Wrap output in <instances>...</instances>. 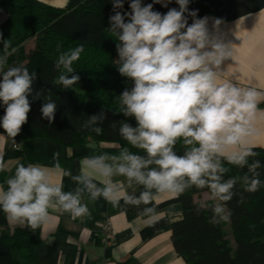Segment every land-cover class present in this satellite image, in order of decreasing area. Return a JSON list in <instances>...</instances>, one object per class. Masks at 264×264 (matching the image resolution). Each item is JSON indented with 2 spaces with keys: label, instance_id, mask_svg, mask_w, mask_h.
Wrapping results in <instances>:
<instances>
[{
  "label": "clouds",
  "instance_id": "9594fccd",
  "mask_svg": "<svg viewBox=\"0 0 264 264\" xmlns=\"http://www.w3.org/2000/svg\"><path fill=\"white\" fill-rule=\"evenodd\" d=\"M124 2L113 0V8L123 9ZM175 2L179 9L169 8L161 13L153 10L160 0L148 4L129 0L130 11H116L109 17V31L120 42L116 45L118 71L134 81L131 91L121 94V103L126 106L124 114L134 117L137 126L123 124L120 135L132 146L143 149L148 158L126 149L119 157H111L112 164L106 163L107 156L86 157L81 162V176L74 179L84 184L93 199L103 196L114 207L121 198L135 205L152 203L155 199L152 189L159 194L176 193L178 196L191 185L207 187L213 198L231 201L237 178L221 182L226 171L221 158L243 168L249 156L257 155L246 138L251 134L260 93L254 89L243 90L220 79L213 66L220 65L222 59L232 53L220 43L210 44L207 17L188 24L185 12L189 11V0ZM162 6L167 7V3ZM197 11L192 10L189 15L195 18ZM0 40L4 41L5 51V55L0 56V107L4 108L0 128L15 144V137L28 122L29 96L37 74H30L21 66L6 68L11 45L2 34ZM83 51V45H79L60 53L55 67L63 66L65 73H72L73 63L80 59ZM79 79L78 75L61 74L58 83L69 88ZM55 110L56 104L48 102L41 108L42 116L51 123ZM96 120V116L91 117L92 123ZM94 131L100 134L102 130L95 128ZM180 138L185 145L199 146L191 147L182 156L177 155L173 148ZM58 155L54 153L53 158ZM152 164L157 167L150 168ZM260 166L259 161L249 165L253 176L251 179L243 177L245 192L254 193L264 186L257 178L256 169ZM55 167L59 169V163ZM4 170L0 158V172ZM113 175L124 176L129 182L135 180L147 191L139 198L127 196L113 183ZM97 177L103 178V188H97L92 182ZM5 183L7 190L0 186V209L10 223L26 224L33 230L40 227L47 221L53 198L74 219L90 214L87 206L80 203V190L73 194L62 191V184L54 186L46 166L21 163ZM213 211V224L230 221L231 212L224 214L222 205H216ZM146 212L152 213L154 209H146ZM151 223H155V217H150L149 226Z\"/></svg>",
  "mask_w": 264,
  "mask_h": 264
},
{
  "label": "trees",
  "instance_id": "16d2710c",
  "mask_svg": "<svg viewBox=\"0 0 264 264\" xmlns=\"http://www.w3.org/2000/svg\"><path fill=\"white\" fill-rule=\"evenodd\" d=\"M4 3L7 16L0 22V34L11 45L5 67H26L30 74H37L29 96L31 111L28 122L15 138L45 137L64 145L91 139L96 143H109L97 149L100 155L109 157L108 161L112 160L111 157H119L125 149L147 159L143 149L132 146L120 135L123 124L137 126L134 117L124 114L126 106L121 103V94L125 90L131 91L134 81L118 71L120 61L116 45L120 42L109 31L110 16L92 0H68L62 7L41 0H4ZM28 39L33 40L32 46L25 45ZM3 43L0 40V56L5 55ZM79 45H83L84 51L73 63L72 73H65L63 66L55 67L60 53ZM61 74L69 77L78 75L80 79L72 87L64 88L58 83ZM48 102L56 104L51 123L41 112L42 106ZM261 104L264 105V101ZM3 115L4 108L0 107V117ZM92 116L97 117L95 123L91 122ZM95 128H100L101 133L97 134ZM0 132L4 133V130L0 128ZM193 146L199 145H185L180 138L173 151L182 156ZM251 147L257 155L249 156L243 168L228 164L223 158L220 160L226 169L221 182L237 178L231 201L217 198L218 203L208 200L201 204L194 199V194L210 190L191 185L175 198L161 202L153 200L149 204L141 202L135 205L122 198L117 209L124 210L129 218L136 214L144 217L169 201L178 202L182 217L173 221L169 229L172 246L186 264H264V186L248 193L244 191L243 180L245 176L252 178L249 165L259 161L261 166L256 169L259 173L257 178L264 183V148ZM149 167L157 166L152 164ZM0 182L7 190L3 173H0ZM132 184L127 196L139 198L142 192L147 191L135 180ZM151 192L157 194L155 189ZM218 204L224 207L226 214L231 212L228 223L233 247L223 232V221L218 224L211 222L215 216L213 209ZM149 208L154 212H146ZM215 218L219 220V217ZM40 241L38 233L24 227L9 229L6 214L0 209V264H20L12 254L11 246L22 249L25 257L32 259L33 249Z\"/></svg>",
  "mask_w": 264,
  "mask_h": 264
},
{
  "label": "crops",
  "instance_id": "0c3cea01",
  "mask_svg": "<svg viewBox=\"0 0 264 264\" xmlns=\"http://www.w3.org/2000/svg\"><path fill=\"white\" fill-rule=\"evenodd\" d=\"M41 1L62 7L68 0ZM92 1L109 16L116 11H130L129 0H125L123 9H114L113 0ZM148 3H152V0H142V4ZM165 3L167 7L162 6ZM169 8L179 9V6L175 0L171 3L160 0L153 10L166 13ZM188 10L185 16L189 25L194 19L207 17L206 28L210 44L220 43L226 51L232 53L222 59L220 65L213 66V71L222 81H228L243 90L254 89L260 93L257 111L250 127L251 134L246 140L250 147L264 148V105L261 104L264 101V0H189ZM192 10H198L195 18L189 15ZM6 16V5L4 0H0V22ZM15 142H19L18 150L13 148L12 138L0 132V158L5 168L0 173H3L5 181L21 163L25 166H46L54 186L62 184V191L73 194L80 190V203L86 205L90 213L74 219L53 198L47 221L34 230L26 224L21 226L10 223L7 219L9 229L24 227L38 233L41 239L33 249V258H26L24 253L19 258L20 264H96L102 253L109 256V264H186L172 246L169 229L173 221L182 217L178 202L169 201L150 215L143 217L136 214L129 218L124 210L117 209V206L114 207L103 196L93 199L84 184L74 179L82 174V160L102 156L97 152L98 147L109 143H96L86 139L82 143L64 145L45 137L25 140L15 138ZM54 153L59 154L55 159ZM56 163H59V169L55 167ZM106 163L113 162L106 160ZM65 172L70 174L66 175ZM111 179L126 195L132 188L133 181L129 182L124 176L113 175ZM102 180V177H97L92 182L97 188H103L105 184ZM176 195L157 193L153 196L155 202H161ZM193 197L201 204L208 200L218 203V199L213 198L209 191H202ZM150 217H155V223H151V226ZM106 221L113 230V243L104 249L100 235ZM223 232L229 245L233 247L228 222H223Z\"/></svg>",
  "mask_w": 264,
  "mask_h": 264
},
{
  "label": "built area",
  "instance_id": "2783aa9c",
  "mask_svg": "<svg viewBox=\"0 0 264 264\" xmlns=\"http://www.w3.org/2000/svg\"><path fill=\"white\" fill-rule=\"evenodd\" d=\"M14 149H19V142L13 144ZM101 245L105 249L113 243V230L108 221L104 222L101 229ZM96 264H109V256L106 253H102Z\"/></svg>",
  "mask_w": 264,
  "mask_h": 264
},
{
  "label": "rangeland",
  "instance_id": "374dc122",
  "mask_svg": "<svg viewBox=\"0 0 264 264\" xmlns=\"http://www.w3.org/2000/svg\"><path fill=\"white\" fill-rule=\"evenodd\" d=\"M25 45L27 47L32 46L33 45V40L32 39H28L25 42ZM11 251H12V254L18 259L20 258L21 255L24 254V251L22 249L15 248L14 246H11Z\"/></svg>",
  "mask_w": 264,
  "mask_h": 264
}]
</instances>
